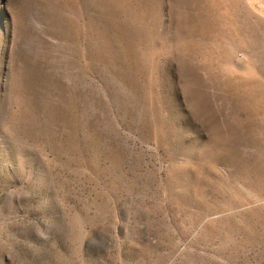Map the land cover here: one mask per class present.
<instances>
[{
  "label": "rangeland",
  "instance_id": "374dc122",
  "mask_svg": "<svg viewBox=\"0 0 264 264\" xmlns=\"http://www.w3.org/2000/svg\"><path fill=\"white\" fill-rule=\"evenodd\" d=\"M0 264H264V0H0Z\"/></svg>",
  "mask_w": 264,
  "mask_h": 264
}]
</instances>
